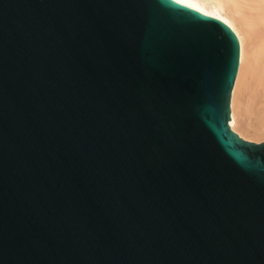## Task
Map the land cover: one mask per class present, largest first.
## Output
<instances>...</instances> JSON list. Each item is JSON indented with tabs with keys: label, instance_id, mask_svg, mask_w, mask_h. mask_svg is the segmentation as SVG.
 <instances>
[{
	"label": "water",
	"instance_id": "water-1",
	"mask_svg": "<svg viewBox=\"0 0 264 264\" xmlns=\"http://www.w3.org/2000/svg\"><path fill=\"white\" fill-rule=\"evenodd\" d=\"M240 52L177 0H0V264H264Z\"/></svg>",
	"mask_w": 264,
	"mask_h": 264
},
{
	"label": "bare ground",
	"instance_id": "bare-ground-1",
	"mask_svg": "<svg viewBox=\"0 0 264 264\" xmlns=\"http://www.w3.org/2000/svg\"><path fill=\"white\" fill-rule=\"evenodd\" d=\"M188 5L221 18L238 35L241 52L231 99V126L246 140H264V2L191 0Z\"/></svg>",
	"mask_w": 264,
	"mask_h": 264
},
{
	"label": "snow or ice",
	"instance_id": "snow-or-ice-1",
	"mask_svg": "<svg viewBox=\"0 0 264 264\" xmlns=\"http://www.w3.org/2000/svg\"><path fill=\"white\" fill-rule=\"evenodd\" d=\"M179 2H182L186 5L190 4L191 3V0H179ZM262 2H264V0H262Z\"/></svg>",
	"mask_w": 264,
	"mask_h": 264
}]
</instances>
